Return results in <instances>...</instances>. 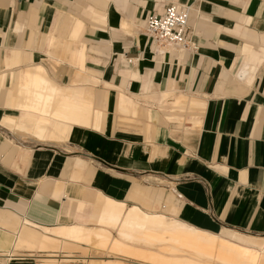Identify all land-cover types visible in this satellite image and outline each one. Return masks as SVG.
<instances>
[{
  "label": "crops",
  "instance_id": "0c3cea01",
  "mask_svg": "<svg viewBox=\"0 0 264 264\" xmlns=\"http://www.w3.org/2000/svg\"><path fill=\"white\" fill-rule=\"evenodd\" d=\"M168 3L196 50L147 35ZM37 65L54 106L93 111L41 140ZM107 199L264 253V0H0V264L86 258L59 230L105 229Z\"/></svg>",
  "mask_w": 264,
  "mask_h": 264
},
{
  "label": "bare ground",
  "instance_id": "6f19581e",
  "mask_svg": "<svg viewBox=\"0 0 264 264\" xmlns=\"http://www.w3.org/2000/svg\"><path fill=\"white\" fill-rule=\"evenodd\" d=\"M145 34H146V32H145ZM157 49L160 50V52H163L165 48L164 47L163 48L158 47ZM174 50H176V49H174ZM45 71H46V69L44 67H42V65L41 66L37 65L33 68L26 69L24 71V74H23L24 78H22V79H24L23 81H25V83L27 84V82H29V81H27V79H28V77L31 76L32 77L31 82L33 83V84L32 83L31 84H32V86L34 85L33 87H35L36 90H38L37 88L38 87L40 88L41 85H46V83L51 86L49 94H47V95H43V94L37 95L36 94L37 96H39L38 98L42 102V103L39 102L42 105L38 104L39 107L35 108L36 110L41 112L39 115V118H40V116H41V118L39 119L40 121L37 123L35 130L30 131V132L32 134H34V136L36 135V136H38V138L40 137L39 138L40 140L42 139L41 135L44 132L45 125L48 124L52 118L60 119V120L61 119H67V120L79 122L78 119L75 117H82L83 118V117H85L84 114H86V112H89V111L93 112V111H91V109L87 110V109L79 108L77 106L69 105V104H65L62 107L54 106L52 104V97H54V95H53L54 94V91H53L54 90V85H53L54 81L52 82L51 79H49V76H47V74H46L47 72H45ZM28 80H30V79H28ZM21 84L26 85L24 83H21ZM29 87H28V89H29ZM23 88H26V86H23ZM27 90H26V92H27ZM41 91H43V90H41ZM30 92H31V90H30ZM32 93H33V91H32ZM39 93H41V92H39ZM25 94H24V96H25ZM44 94H46V93H44ZM27 95H29V94H27ZM34 96H35V94H34ZM25 97H24V99H25ZM29 98H31V97H29ZM165 98H168V97L166 96ZM34 99H36V98H33V100ZM162 100H164V99L162 98ZM27 101H30V100H27ZM27 104H29V103H27ZM24 105H25V103H24ZM26 106H28V105H26ZM30 110L34 111L32 109V107L30 108ZM81 112H82L83 116L79 115ZM100 116H101V112L95 111V117L100 118ZM2 120H3V123L8 124V125H11L14 123V121L8 117H6ZM101 211H102V209H101ZM104 212H105L104 216L99 221H100V223L108 224V225H111L113 227L117 226L115 228H116V230H118V232H117L118 238L112 239V245L114 246V249L118 248L119 251L123 247L125 249V247L127 246V245L124 246L125 244H123V242H122L124 240L125 241L129 240V242L131 241L133 243L135 242V244H136V242H138L139 245H141V243H144L146 245V247H148V248H150L151 246H154V248H156L158 245V246L162 247V248H157L158 251H160V249H163L161 251H164L165 250L164 245H166V244L169 245L170 243H172V245L170 244V246H169L170 250H168V251H172L174 249H175L174 252H176V250H178V251L182 250L184 252V255L187 253L186 255H188L189 258H188V260L187 259L184 260L186 257L184 259L179 258V260H178V258H176V256H174V258H176V261L168 262V264L169 263L170 264H213L212 260L213 261L215 260V262H216V260H218L220 264H264V253L261 252L260 250L256 249L255 247H252L250 245H243V244L237 243L235 241H231L229 239H226V238H224L218 234H214V233H210L207 231L200 230V229L192 227V226H190L184 222H180L179 220H177L175 218L167 217L166 215H164L162 213H156V212H150V211L147 212V211H143V210L139 209L138 207H130L128 209H125V206L123 204H120V202L116 203V202H114L112 200H108V199L105 201V211ZM132 230L139 231V234H135L136 232L134 233V232H132ZM105 231L106 230L103 228L102 229H99V228L98 229H95V228L88 229V228L73 225L71 227L61 228L59 230V233L61 235H64L68 238H72V239H74L76 241H80V242L81 241L82 242H91L92 239L94 240L93 237H97V238H100V241L104 243L105 241H104V238L102 236L107 237V235H106L107 233H105ZM56 232H57V229H56ZM258 238H260V237H258ZM105 240H107V239H105ZM184 246L190 248V250L185 251L183 249ZM132 249H133V247H132ZM133 251H135V249H133ZM165 251H164V253H168L167 251L166 252ZM182 251L179 252V253H181V255L183 254ZM143 254L148 255V253H143ZM168 254H170V253H168ZM150 255H152V254H150ZM173 255H177V254H173ZM114 256H116V255H114ZM116 257H119V256H116ZM116 257L115 258L113 257L114 259L110 258V257L106 258V259H108V262H103V260H105V259H95V258L93 259V261H95L98 264H120L119 263L120 261L117 262V260H120V259H118ZM161 257H162V255H161ZM177 257H179V256H177ZM164 258H166V257L164 256ZM169 258L172 259L173 256L169 257ZM111 259H113V260H111ZM180 259H183V260L181 261ZM90 260H92V259H90ZM125 260H127V259H125ZM173 260H175V259H173ZM168 261H170V260H168ZM144 262H145V260H144ZM43 264H55V261L46 260L43 262ZM216 264H218V263H216Z\"/></svg>",
  "mask_w": 264,
  "mask_h": 264
},
{
  "label": "rangeland",
  "instance_id": "374dc122",
  "mask_svg": "<svg viewBox=\"0 0 264 264\" xmlns=\"http://www.w3.org/2000/svg\"><path fill=\"white\" fill-rule=\"evenodd\" d=\"M5 124V123H4ZM6 125H8V124H6ZM155 178V177H154ZM156 178H159V177H156ZM160 180H162V182H158V181H156V180H154L153 182H148V181H146V184H150V185H153V186H156V185H158V186H163V185H166L167 184V181L165 180V179H161V178H159ZM168 216H171L170 215V213L168 214ZM180 222H182V221H180ZM103 225H105L104 226V228L105 229H107L106 231H105V233H107L106 235H107V237L106 236H102L103 238H104V243L103 242H101L100 241V238H97V237H93L95 240H96V244H91L88 248H85L84 249V252L86 253V255H87V257L86 258H82V255H83V252L82 251H79V252H76V251H72V253L73 254H75L76 255V259H71L70 261H66V260H64V259H62V256H61V258L60 259H55V262L57 263V264H70V263H73V264H98V263H96L95 261H93V259L95 258V259H105V260H103V262H108V259H106V258H108V257H110V258H115L116 256H119V257H116V258H118V259H120V260H117V262H119L120 264L122 263H124V264H168V262H174V261H176V258H178V260H179V258H185L184 260H188V255H184V252L182 251V250H176V252H174L175 251V249L174 250H172V251H168V250H170L169 249V246H170V244L172 245V243H170L169 245L168 244H166V245H164V249L168 252V253H170V254H168V253H164V251H161V250H163V249H160V251H158L157 250V248H162V247H160V246H158L157 245V247L156 248H154V246H151L150 248H148V247H146V245L144 244V243H141V245H139L138 244V242H136V244H135V242L133 243V242H129V240H124V241H122L123 242V244H125L124 246H132L133 247V249H135V251H133V249H132V247L130 248H128L127 246V248L125 247V249H124V247L119 251L118 250V248H115L114 249V246L112 245V239H116V238H118V230H116V228L115 227H117V226H115V227H113V226H111V225H109L108 226V224H104V223H102ZM111 226V227H110ZM103 227V226H102ZM108 227H110L111 229H113L114 230V233H112V231L110 230V229H108ZM113 227V228H112ZM110 232H109V231ZM109 232V233H108ZM131 232V231H130ZM132 232H136L135 234H139V231H135V230H132ZM245 234V233H244ZM252 235V234H251ZM256 236V235H255ZM259 237H261V236H259ZM105 239H107V240H105ZM93 240V239H92ZM92 240H91V242H92ZM91 242H84L85 244H90ZM125 242V243H124ZM129 244V245H128ZM138 245V246H137ZM145 245V246H144ZM109 246V247H108ZM92 247V248H91ZM127 249V250H126ZM129 249V250H128ZM183 249L185 250V251H187V250H190V248H188V247H186V246H184L183 247ZM117 250V251H116ZM125 250V251H124ZM132 250V251H131ZM165 251V252H166ZM180 251H182V255H181V253H179ZM110 252V253H109ZM67 253V252H66ZM127 253V254H126ZM141 253V254H140ZM143 253H148V255H145V254H143ZM159 253V254H158ZM172 253V254H171ZM62 254H65V252H63L62 251V253H60L59 252V255H62ZM150 254H152V255H150ZM173 254H177V255H173ZM110 255V256H109ZM114 255H116V256H114ZM161 255H162V257H161ZM91 256V257H90ZM94 256V257H93ZM156 256V257H155ZM164 256L166 257V258H164ZM173 256V258L171 259V258H169V257H172ZM174 256H176V258H174ZM177 256H179V257H177ZM88 257H90V258H88ZM132 257V258H131ZM152 257V258H151ZM113 258V259H114ZM129 258V259H128ZM155 258V259H154ZM159 258V259H158ZM41 259V258H40ZM62 259V260H61ZM90 259H92V260H90ZM113 259H111V260H113ZM125 259H127V260H125ZM162 259V260H161ZM165 259V260H164ZM173 259H175V260H173ZM183 259H180L181 261L183 260ZM191 259V258H190ZM143 260V261H142ZM144 260H145V262H144ZM168 260H170V261H168ZM148 261V262H147ZM158 261V262H157ZM211 261V260H210ZM95 262V263H94ZM164 262V263H163ZM212 262H213V264H216V263H218V264H220L219 263V261L218 260H216V262H215V260L213 261L212 260ZM170 264V263H169Z\"/></svg>",
  "mask_w": 264,
  "mask_h": 264
},
{
  "label": "built area",
  "instance_id": "2783aa9c",
  "mask_svg": "<svg viewBox=\"0 0 264 264\" xmlns=\"http://www.w3.org/2000/svg\"><path fill=\"white\" fill-rule=\"evenodd\" d=\"M190 7L181 3H168L162 11L149 13L145 29L152 41L160 46L196 50L197 43L189 37ZM128 64L130 59L125 60Z\"/></svg>",
  "mask_w": 264,
  "mask_h": 264
}]
</instances>
